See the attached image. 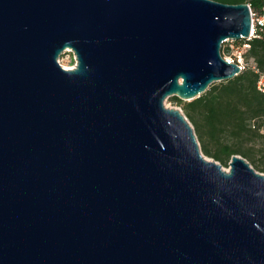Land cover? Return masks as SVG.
I'll return each mask as SVG.
<instances>
[{"label": "water", "instance_id": "obj_1", "mask_svg": "<svg viewBox=\"0 0 264 264\" xmlns=\"http://www.w3.org/2000/svg\"><path fill=\"white\" fill-rule=\"evenodd\" d=\"M251 32L247 3L0 0V264H264V173L164 106Z\"/></svg>", "mask_w": 264, "mask_h": 264}, {"label": "trees", "instance_id": "obj_2", "mask_svg": "<svg viewBox=\"0 0 264 264\" xmlns=\"http://www.w3.org/2000/svg\"><path fill=\"white\" fill-rule=\"evenodd\" d=\"M215 1L247 3L253 17L264 12V0ZM233 43L236 47L248 45L243 60L251 61V65L230 80L212 83L192 101H181L175 96L169 100L192 125L205 157L228 168L231 158L238 155L256 171L264 173V92L257 89L258 80L264 75V25H254V36L250 40ZM229 51L230 46L224 42L221 55L225 57ZM258 161L262 164H257Z\"/></svg>", "mask_w": 264, "mask_h": 264}, {"label": "built area", "instance_id": "obj_3", "mask_svg": "<svg viewBox=\"0 0 264 264\" xmlns=\"http://www.w3.org/2000/svg\"><path fill=\"white\" fill-rule=\"evenodd\" d=\"M257 24L259 26L264 25V12L256 17L255 19H252V32H251V37L254 36V25ZM248 48L247 44L242 45L241 47H236L235 48V54L233 56L229 57H224L225 60H227L229 63H235L239 68L240 72L243 71L246 67L252 64L250 61L249 63H246L243 60V53L245 50ZM64 68V67H63ZM72 69V68H69ZM257 89L260 92H264V75L260 76L258 83H257Z\"/></svg>", "mask_w": 264, "mask_h": 264}, {"label": "rangeland", "instance_id": "obj_4", "mask_svg": "<svg viewBox=\"0 0 264 264\" xmlns=\"http://www.w3.org/2000/svg\"><path fill=\"white\" fill-rule=\"evenodd\" d=\"M255 18L256 17L255 16L253 17L252 15V19H255ZM227 45L230 46V51L225 54V57L233 56L235 54L236 45L233 43V41H227ZM58 62L64 68H73L76 64V58H75L74 53L71 50L67 49L64 52H62V54L60 55L58 59ZM164 106L166 108L180 109L177 105L170 102L169 98L165 100ZM257 164L261 165L262 163L258 161Z\"/></svg>", "mask_w": 264, "mask_h": 264}, {"label": "bare ground", "instance_id": "obj_5", "mask_svg": "<svg viewBox=\"0 0 264 264\" xmlns=\"http://www.w3.org/2000/svg\"><path fill=\"white\" fill-rule=\"evenodd\" d=\"M64 69H69V68H64Z\"/></svg>", "mask_w": 264, "mask_h": 264}]
</instances>
